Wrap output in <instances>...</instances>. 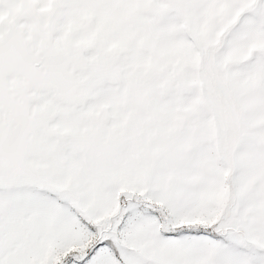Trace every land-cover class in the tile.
Here are the masks:
<instances>
[{
	"label": "snow or ice",
	"instance_id": "6c2138e0",
	"mask_svg": "<svg viewBox=\"0 0 264 264\" xmlns=\"http://www.w3.org/2000/svg\"><path fill=\"white\" fill-rule=\"evenodd\" d=\"M0 264H264V0H0Z\"/></svg>",
	"mask_w": 264,
	"mask_h": 264
}]
</instances>
